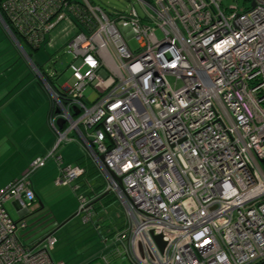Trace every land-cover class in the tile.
Wrapping results in <instances>:
<instances>
[{"label":"built area","instance_id":"2783aa9c","mask_svg":"<svg viewBox=\"0 0 264 264\" xmlns=\"http://www.w3.org/2000/svg\"><path fill=\"white\" fill-rule=\"evenodd\" d=\"M125 1L127 9L0 0L17 45L23 38L37 48L63 20L76 28L63 46L72 61L59 91L45 79L57 71L31 62L51 94L54 141L0 189V264H63L51 257L54 234L25 244V218L4 203L14 199L25 214L35 200L30 175L50 159L61 165L58 149L70 140L126 212L104 239L103 264H264V0ZM83 172L60 166L54 182Z\"/></svg>","mask_w":264,"mask_h":264},{"label":"rangeland","instance_id":"374dc122","mask_svg":"<svg viewBox=\"0 0 264 264\" xmlns=\"http://www.w3.org/2000/svg\"><path fill=\"white\" fill-rule=\"evenodd\" d=\"M95 2L107 7V9H127L129 6V3L125 0H95ZM75 29V26L68 21H60L50 30L45 42H42L37 48L31 46L23 38L18 39L22 47H20L21 50L6 32L2 24H0V57L5 53L8 54L7 57L9 55L11 57V51H8V46L12 47L17 58L25 61L23 63L25 64L27 74H31L33 85L32 109L33 115L36 118L35 122H38V120L39 123L45 124L47 122L46 113L43 118L36 112L42 100L47 101L48 105L50 96H45L44 93L41 96L38 93L37 84L39 81H43V79H40L42 78L41 76L36 75L32 63L44 73L57 71L56 81L58 86L62 87L70 77L68 63L72 61L71 53L66 52L63 46L66 40L74 33ZM6 43H8V46H5ZM130 45L134 46L135 41L131 40ZM1 72L11 77L17 75L18 63L15 66H7ZM43 83L45 84L44 81ZM19 84L21 85L20 87L23 86V82L17 83L16 81L14 84V88H17L16 92H18ZM19 90L21 91V89ZM90 90L89 86L86 87L85 94L89 93ZM95 95L96 93L93 92L92 97ZM49 129L51 130L50 126L49 128L46 126L42 131L37 130L36 133H33V135L36 134L38 137L36 144H34L33 136V151L40 148L44 151L43 146L46 145V142L48 143L49 139ZM72 134H75V132H72ZM58 152L63 157L62 166L68 164L74 165L77 163V158L82 155L87 156L84 148L76 140H70L62 144ZM15 164V168L10 171L15 170L16 175L18 174L16 178H20L27 173L28 168L24 173H19V167L23 163L16 161ZM58 170V165L50 160L44 167L30 175V181L36 191V198L29 204L24 217L26 225L18 230V234L25 244H29L33 242L31 240H36L34 242L36 243L47 233L52 232L56 237V242L51 250V257L53 260L60 261L63 264H103L100 256L107 253L108 251L106 250L111 247V244L108 243L109 241L105 242L104 238L127 223L125 209L121 201L113 193H108L109 197L107 199L109 200L106 204L102 200L94 205L92 204V200L88 201L87 203L90 206V212L88 213L83 209L85 205L84 198H87L88 195L87 190L91 185H106L104 174L100 170L88 174L85 173L69 184L58 185L54 182L59 173ZM12 201V199H8L4 203V206L13 219H18L19 214ZM106 243L108 246H105ZM109 264L131 263L124 258H117L112 259Z\"/></svg>","mask_w":264,"mask_h":264},{"label":"crops","instance_id":"0c3cea01","mask_svg":"<svg viewBox=\"0 0 264 264\" xmlns=\"http://www.w3.org/2000/svg\"><path fill=\"white\" fill-rule=\"evenodd\" d=\"M0 24H2L1 21ZM6 45L8 46V43H6L5 46ZM8 47H7L8 51H11V57L10 55L9 57H7L8 55L7 53H5L2 57H0V188L4 187L5 185L7 186L13 180L17 179L16 176L18 174L16 175L15 170L10 171L15 168L16 161L23 163V165H20L19 167V173L20 174L24 173L28 168L30 160L36 156L46 153L51 148L52 143L54 141V134L52 130L49 129L48 130L49 139H48V143L46 142V145L43 146L44 151L42 150V148L34 151L32 150L33 136H34V144H36L38 138L36 134L33 135V133H36L37 130L42 131L44 128H46V126L49 128L47 123L48 120H46L47 122H45V124L39 123V120L38 122H35L36 118L35 115H33V109H32L33 85H32L31 74H27L25 64L23 63L25 61H22L20 58L18 59L12 47L10 46ZM18 47L19 48L21 47L20 43ZM26 57L27 59H29L28 56ZM16 63H18L17 75H13V77H11L1 72L3 71V69H6L7 66L8 67L11 65L15 66ZM16 81L17 83L23 82L22 87H20L21 85L19 84V89H21V91L18 89V92H16L17 88H14V84L16 83ZM36 88L41 96L43 93L45 94V96L46 95L50 96V102H48V105H47V101L42 100V103L39 105V109L36 112L39 114V116L43 118H44V114L46 113V117L48 119L49 108L51 105V94L45 88V85L42 80L38 82ZM17 99L18 101H16ZM85 159L87 160V163H90L93 166L94 170H96L97 172L98 169L89 160V157L85 156ZM50 160L54 161L53 159ZM76 164H79V162L77 161ZM60 166L62 165H58V169L60 168ZM81 166L84 167V165ZM84 169L86 168L84 167ZM83 174H85V172H83ZM31 187L35 193V198H36V191L32 183H31ZM104 190H105V185L103 184L91 185V187L87 190V194H88L87 198L89 199V201L94 200L97 197H100L101 194L105 192ZM100 192L102 193L99 194ZM12 200H13L12 203L15 205L17 210L18 208L17 203L14 199ZM18 214L19 217L21 216L25 217L24 213L18 212ZM119 228H121V226ZM111 234L112 232L110 233V235ZM31 241H33L32 243H34L36 240H31ZM107 241L108 240H106L105 242ZM105 246H107V243L105 244ZM106 251L109 252V249Z\"/></svg>","mask_w":264,"mask_h":264},{"label":"trees","instance_id":"16d2710c","mask_svg":"<svg viewBox=\"0 0 264 264\" xmlns=\"http://www.w3.org/2000/svg\"><path fill=\"white\" fill-rule=\"evenodd\" d=\"M0 14H1V16H2V18H3V20L5 21V23L6 24H8V26L14 31V29H13V27H12V25L10 24V19L6 16V14H5V11H4V9L2 8V6H1V2H0ZM15 32V31H14ZM15 34L17 35V33L15 32ZM20 39V38H19ZM45 79H46V81H47V83L54 89V90H56V91H59L60 89H59V86H58V84H57V81H56V78L55 77H48V76H46L45 77ZM51 106V105H50ZM51 108V107H50ZM50 108H49V111H50ZM78 162H79V165L81 164V165H84V167L86 168V169H84V172L85 173H92V172H96V170H94V168H93V166L90 164V163H87V160L85 159V156L84 155H82L81 157H79L78 158V160H77ZM83 167V168H84ZM86 170V171H85ZM83 175V174H82ZM108 193H110V192H108ZM108 193L106 194V195H104L103 197H101L100 199H98V200H96V199H94V200H92V203H93V205L94 204H96V203H98L99 201H103V203H107L108 202V200L109 199H107V197H109L108 196ZM105 200V201H104Z\"/></svg>","mask_w":264,"mask_h":264},{"label":"water","instance_id":"95a60500","mask_svg":"<svg viewBox=\"0 0 264 264\" xmlns=\"http://www.w3.org/2000/svg\"><path fill=\"white\" fill-rule=\"evenodd\" d=\"M56 112H57V110H56ZM63 122H64V119L63 118H58L57 120H56V124H57V126L58 127H62V125H63ZM119 180V179H118ZM107 193V191H105L104 193H102L101 194V196H103V195H105ZM100 196V197H101ZM100 197H97V199H99ZM96 199V200H97ZM155 239L158 241V242H161V235H156L155 236Z\"/></svg>","mask_w":264,"mask_h":264}]
</instances>
